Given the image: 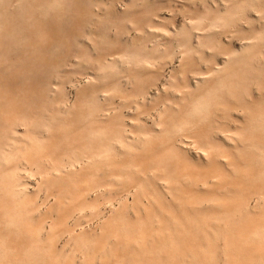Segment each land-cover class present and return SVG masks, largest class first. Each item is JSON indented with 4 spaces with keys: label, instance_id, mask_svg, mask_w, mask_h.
<instances>
[{
    "label": "bare ground",
    "instance_id": "1",
    "mask_svg": "<svg viewBox=\"0 0 264 264\" xmlns=\"http://www.w3.org/2000/svg\"><path fill=\"white\" fill-rule=\"evenodd\" d=\"M115 1L121 0H0V68L8 66L12 69L16 66L13 65L17 60L15 52L23 50L27 40L26 30L29 32L34 30L35 36L42 42L48 40L38 24L37 11L58 18L57 21L61 22L60 29L65 32L73 29L75 34L70 37L69 45L54 38L50 47L43 46L45 53L50 52L55 58V55L62 54L64 59L57 63L51 62L47 67L38 64L35 59L32 62L35 73L44 69L51 76L49 78L72 77L75 74L74 61L66 52L70 49L72 56L80 52L81 42L93 44L91 51L98 50L104 54V60L95 59L91 54L92 57L90 56L86 65L96 71H103L102 74L95 76L84 73L88 75L87 84L91 87L99 83L97 94L88 97L93 103V108L89 109L88 113L78 110L75 104L66 103L65 94L57 87H52L53 84L57 85L51 80L46 81L48 82L46 96L52 97L57 103L56 107L46 109L35 117L30 116L29 110H25L18 118L12 114L11 108L5 112L7 117L13 115L14 119H6L3 129H0V264H12V260L17 261L18 258L27 260H24L27 264H67V259L62 258L55 252L56 250L51 247L46 249L48 244L52 245L49 241L55 226L52 224L48 229L42 224L48 216V211H41L37 202L26 203L27 191L19 171L22 165L31 164L32 160L41 174V182L47 184L48 189L56 188L51 194L57 195L62 201L72 198L75 202L74 204L72 202V209L64 217L61 226L68 233L66 243L70 241L79 243L88 251L96 249L104 238L99 241L100 238L98 239L94 233L93 235L91 230L76 231L80 219L78 220L75 215L79 213L81 217L85 209H93L98 204L97 198L91 199L103 192L100 188L103 183L99 184L98 179L96 180V166L102 163L108 165L112 162L114 166L107 171L120 172L123 177L130 180V183L125 185H129L133 190H126L124 196L115 198L116 203L111 202L113 206L110 217L112 218L110 225L108 224L110 227H115L118 232L121 227L127 236H123L124 232L121 233L122 235L115 233L114 241L111 240L112 238L105 239L106 243L102 249L98 248L103 251L104 260L103 263L97 264H232L231 259L235 257L229 254L227 246L229 239L222 235L221 240L224 237V245L220 247L215 243L218 247L210 248L211 239L206 235H210L213 230L216 231L213 229L214 226L223 223L225 230H229L227 236L230 237V244H245L250 238L243 233L237 236L236 234L238 229H241V225L251 224L255 228L251 236L256 237V241L264 243V229L258 225L262 221L260 210H264L260 209L264 208V107L258 104L262 107L261 110L252 111V107L256 105V101H252L253 95L251 98L243 96L238 99L240 92L244 90L250 92L245 87L242 89L248 76L264 73V0H257L259 3H255L254 0H211L214 2L212 4L208 0H202L205 12L192 17L190 26L186 22L187 25L185 23L173 30L164 28L162 31H156L158 38H156V46L153 47H156L155 56L153 53L148 54L145 51L143 53L141 48H137L136 52L132 53L128 44L134 43L135 40L129 39V42H126L125 30L121 28L115 30L113 27H119L121 21L130 18L133 13L141 10L151 1H158L173 12L174 0H123L126 3L122 11L117 10ZM104 2H107L106 6H103ZM241 4L248 7L249 12L254 10L259 14L249 15ZM59 9H62L61 14ZM237 16L246 18L250 25L248 29L242 30L244 34L241 41L245 42L237 44L239 46L234 43L239 32L236 33L234 30L226 34L227 39L223 37L227 28L239 23ZM159 18L162 19L161 16ZM159 23H163V20ZM158 27L156 25V29ZM140 29L138 27V30ZM98 38H102L101 48L97 44ZM222 53L225 57L221 61L218 59ZM110 55H112L111 61L107 60V56ZM11 59L14 61L9 62ZM175 62H178V65L175 66ZM168 69L169 78H165L167 82L163 83V87L177 86L178 94H169V90L165 89L167 93L163 94L164 99L161 98L164 100L163 108L158 112L160 117L158 125L162 129L159 128L160 130L157 129L158 131L155 132L149 128L151 133L142 140V145L138 146L137 142L129 141L122 152L115 150L111 154L115 157L114 160L108 157L106 151L108 143L103 142V139L108 137L111 131L116 130L113 132L127 141L124 134L127 131L125 124L119 125L113 121L105 127L103 124V127L98 128L96 132L91 126L84 131L80 127V131L77 132L75 128H69L66 123L59 125L52 122V119L72 118L81 119L83 123L87 119H97L98 123H104L103 119L120 120L128 117L121 112L122 109L118 110L116 107L113 109L106 104L110 101L113 103L114 99L109 95H104L105 103H101L103 99L98 98V92H107V90L99 86L115 84L111 91H115L120 97H127L131 93L125 90L126 87L120 80L124 73L139 75L147 73V70L153 72L156 70V75L164 81L162 77H166L165 73ZM251 78L252 81H257L255 77L256 80ZM163 89L161 87V90ZM232 96L238 99L234 108H241L244 111L243 117L249 119L248 122L235 120L236 125L231 124L232 119H239L225 108L233 106L230 103ZM120 104L124 106L123 101ZM218 116L220 120L213 123L210 120L205 121ZM18 126L27 128V133L33 135L35 140L27 142L18 133ZM45 129L49 130V137L41 136L40 139L37 135ZM146 129L140 127L141 133H146ZM154 140L160 141L156 149H163V153L149 163L151 166L149 169L154 172L150 177L146 174V167L143 168L145 165L139 167L138 162L142 166L144 160H138L136 156L152 150ZM190 146L197 148L199 155L193 156L195 154L192 155L193 152H190V148L193 147ZM45 148H49L50 151L45 153ZM46 155L49 157L46 158ZM84 157L89 159L88 163L83 165L81 162L84 161ZM94 157V160H90ZM125 157L128 159L124 160ZM179 163L183 164L181 171L176 168ZM130 164L134 165L135 169L132 168L133 166L130 167ZM226 164L229 167H225ZM155 165L156 168L152 167ZM212 167L222 172L215 175L213 174L216 172L215 168L208 174L199 170ZM24 169L28 170V167ZM191 169L196 170V173H191ZM138 172L141 175H137ZM211 178L215 184L218 182L216 187L221 185L218 190H211L215 187L209 180ZM84 179L85 182L89 180L94 183L89 188H83L81 181ZM237 179L240 181L236 182ZM158 180L165 181L164 185L162 183L163 187L157 183ZM253 183H258V187ZM232 185L235 188L231 189ZM148 187L152 190L145 191L144 188ZM91 190L95 191L92 193ZM168 192H174L176 201L169 200ZM230 196L237 197V200L240 198L241 202L232 205ZM145 197L148 199L156 197V219L159 220L162 214L168 217L165 222L161 217L164 228L156 227L162 231L156 234L157 237L151 236L153 234L149 235V230L145 231L148 237L141 235L143 228H146L145 225L141 227L140 234H137L136 230L135 233L131 232L143 223L144 214L141 213L144 210L155 209L152 199L145 201ZM182 198L187 200L183 201ZM233 200L237 201L235 198ZM69 202L65 201L66 204H63L67 205ZM97 212L99 221L105 219L102 209L100 211L98 209ZM255 215H260V221L252 219L256 217ZM2 219L8 221L6 225L22 227L21 231L24 232L20 235H11L3 231ZM170 222L173 223L172 227L167 226ZM177 224L185 228L179 230ZM193 224L196 225L195 228H192ZM232 226L234 230L230 229ZM7 227L11 228V226ZM205 227L212 231L203 232L201 229ZM212 233L217 238L221 236L218 232ZM223 234L225 235L224 232ZM121 236L124 242H120ZM155 240L156 248L153 247ZM259 248L263 252V248ZM257 252L259 254L258 250L255 253ZM21 259L16 264L18 262L21 264L23 262Z\"/></svg>",
    "mask_w": 264,
    "mask_h": 264
},
{
    "label": "rangeland",
    "instance_id": "2",
    "mask_svg": "<svg viewBox=\"0 0 264 264\" xmlns=\"http://www.w3.org/2000/svg\"><path fill=\"white\" fill-rule=\"evenodd\" d=\"M186 1H188V2L186 3ZM208 1L210 4L214 3L213 1L211 2V0H208ZM197 2H199V3H197ZM254 2L259 3V2H257V0H254ZM106 3L107 2H104L103 6H106L105 5ZM125 3L126 2H124L123 0L115 1V5L117 4L116 7L118 8L117 10L122 11ZM188 5H190V6H188ZM172 6H173L172 9H173L174 13L172 11H169L165 6L160 4L158 1L157 2L151 1L150 3H146L141 10H138L135 13H133L130 18H127V19L121 21L120 22L121 24L119 27H117V28L113 27V29L120 30V28H121V29L125 30L126 37H127L126 42H129V39L135 40L134 43L128 44V46H130L132 53L136 52L137 48H141V49H143V51H142L143 53L145 51V53H148V54L153 53L155 56L156 55V47L155 48H153V47L156 46V38H158V37H156V31L157 32L162 31L164 28H168L170 30H173L174 28L179 27V26L185 24L186 22L188 23V26H190L191 25L190 22H192V19H191L192 17H196V16H198V14H202L203 12H205L203 9V1L202 0H176V1L174 0L172 2ZM241 6H243L245 8V10L248 11L249 15H251L252 13L254 15L259 14V13H256V11H254V10L252 12H249V8L246 7L245 5L241 4ZM61 11H62V9H59L60 14H61ZM55 13L58 14V12H55ZM159 16H161L162 19H160ZM36 17L39 19L38 24L41 26V29L44 30L46 36L48 37V40H45L46 42L45 41L42 42L39 40L38 37L35 36V34L33 33L34 30H32L31 32H29V30H26L28 34L26 33V35H25L27 40L24 44L23 50H18L15 52V57L17 58V60H15V58H14L15 61L13 59H11L9 61V62L14 61L15 63L13 65H16V66H14L12 69L9 68L8 66H3L2 68H0V125H1L0 129L1 130L3 129V123H5L6 119H14L13 115H9L7 117V114H5V112L8 111V109H10V108L12 110V114L16 115V118H18L21 116V114L25 110H29L30 116L35 117V116L41 114L44 110L57 106V103H55L53 101L51 96H46V87H47V83H48L46 81H48V80L53 81V83H55L57 85V86H55L53 84L52 87H57L58 90L63 91V93L65 94V96L67 98L66 103H68L69 105L75 104V106L78 110H81L82 112L84 111L87 113L89 112V109L93 108V103L90 102V99L88 97H90L94 94H97L96 92H97V87H98L99 83L96 84L95 86L91 87L90 84H87V76L88 75L87 74L84 75V73H89L90 76H95L96 74L97 75L102 74L103 71H101V70L96 71L93 69V67L86 66V65H87V62L89 61V58L92 57L91 54H93V57L95 59H97V58L103 59L104 54L102 53V51H98V50L97 51H91L93 44L81 42L80 44H81L82 48H81L80 52L73 54V56L71 55L70 49L66 52V54H68V56H70L74 61L73 64L75 67V70H74L75 74L72 77L68 78V77H64V76H59L58 78H55L53 76L52 78H49L51 76H49L48 73H46L44 69L42 70V72H36L35 73L34 69H32L33 68L32 62H34L35 59L37 60L38 64H41V65L43 64L44 67H47V65H49L51 62L57 63V62H61L64 59V55H62V54L55 55L56 56V58H55V57H52L53 56L52 53H50V52L45 53L43 46H44V48L50 47L51 41L54 38L55 39L58 38L59 40H61L66 45H69L70 37L72 36V34H75V31L73 29H68L66 31L67 33L64 30L60 29L59 25L61 22L57 21L58 18L50 15L49 13H43L41 11H37ZM237 17H238L239 23L234 24L233 26L227 28L225 35L223 37L225 39H227L226 34H230L235 30L236 33L239 32V34H238V38H236V40H234V43H235V45H237V44L240 45L241 43L245 42V41H241V38L244 34L242 32V30L248 29L250 27V25L247 23V19L244 18L243 16H237ZM160 20H163V23H159ZM187 23H186V25H187ZM220 24L221 23H219V25ZM156 25L159 26L158 29H156ZM138 27H140L141 29L138 30ZM96 30H97V28H96ZM144 36H145V38H144ZM80 39H81V37H80ZM97 40H98L97 44L101 48L102 38H98ZM239 45H237V46H239ZM223 57H225L224 53H222L219 56L218 60L222 61ZM111 59H112V55L107 56V60L111 61ZM82 65H85V66L83 68H80V66H82ZM176 65H178V62H175V66ZM147 71H148L147 73H143V74H139V75H136V74L131 73V72L130 73H124L122 75L120 80H122L124 86L126 87L125 90L127 92L131 93L130 95H127V97H120L115 93V91H111L112 90L111 88H114L115 84H112V85H111V83L110 84H101L99 86L100 88H103V90H107V92H104V91L98 92V98L103 99L101 101V103H103V104L105 103V99H104L105 96L104 95H109V97L111 99H114V100H112L113 103L110 101L109 103H106V104L109 107H112L113 109L115 107L118 110L122 109L121 112L124 114H127L128 117H124L123 119H120V120L119 119L116 120L113 118L103 119L104 123H101V122L98 123L97 121H99V120H97V119H92V120L87 119L86 122L83 123L81 121V119H72V118H70V119H68V118H66V119H55V120L52 119V122L59 124V125L66 123L69 125V128H73V129L75 128L77 130V132L80 131L81 128L84 131V130L88 129L89 126H91L92 129H94V131L96 132V130L98 128L103 127L102 126L103 124L105 127L108 125V123H111L113 121H115L119 125L121 123L125 124L126 125L125 128L127 127L126 128L127 131L124 134L127 138V141L125 138L122 139L120 136H118V134L116 135L114 133L116 130H113L114 132L111 131V134H109V136H108L109 138L104 137V139H103V142L105 141L106 143H108L106 151H107L108 157L112 160H114L115 157H113L111 154L114 153L115 150L122 152L124 150V148L127 146V144L129 143V141L137 142L138 146L142 145V140L147 137L148 133H151L150 129H153L155 132L157 129L160 130L159 128L162 129V127L158 125V123L160 121L159 120L160 117H159L158 112L163 108L164 100H162L161 98H163V94L167 93V92H165L166 91L165 89L169 90L168 91L169 94H173V95L178 94V91L176 90L177 86H172L170 88H169V86H168V88H167V86L163 87V83H165V81L167 82L166 79L169 78V72H168V71H170L169 69L165 73L166 77H162L163 80L166 78L164 81L160 80L159 75H156V70L154 72L151 70H147ZM251 77H253V79L256 78L257 81L256 82L252 81ZM127 81H129V82H127ZM161 87L164 89L161 90ZM244 87L247 88L250 92L248 93L245 90L240 92L238 99L242 98L243 96L245 98H249V97L251 98L252 97L251 95H253L252 101H254V102L256 101V105L252 107V111L261 110L262 107L258 106V104H261L264 107V73L260 72L254 76L249 75L248 79L245 82V84L243 85L242 89ZM161 91H162V93H161ZM132 93H134V94H132ZM143 97H146V98H143ZM231 98L232 99L230 100V103L233 106H231V108L228 106L225 108L228 109V111L230 113H232L236 118H239V119H232L234 121L231 120L230 121L231 124L236 125L235 120H241V121H244V123L248 122L249 119H244L245 117H243L244 111L241 108H234V104L237 102L238 99L234 98V96H232ZM262 100H263V102H262ZM122 101L124 103V106H121V104H120V103H122ZM9 104H10V106H9ZM125 104H126V106H125ZM138 106H139V108H137ZM52 113H55V112H52ZM157 116H158V118H157ZM219 117L220 116L216 117L217 119L216 118L215 119H206L205 121L210 120L213 123L216 120H220ZM38 120L43 121L44 119H38ZM206 125H207V123L205 124V126ZM140 127H146L147 128L146 133H141ZM17 128H18V133L20 134V136L24 137L27 142L30 143L31 141L35 140L33 135H31L30 133H27V128H25L24 126H18ZM233 128L235 129V131L237 130L235 128V126ZM30 132L32 133L31 130H30ZM49 133H50L49 130L45 129V130L40 131L39 135H37V136H39L41 139V136L49 137ZM125 142H127V143H125ZM152 143L154 145L153 147H151L152 150H150L149 152L147 151L146 153L141 154V155L139 153L138 156H136V158L138 160H141V159L144 160L145 163H142V166H141V163L138 162L139 167H143L145 165L143 168L146 167L145 168V169H147L146 174L149 175L150 177L152 175H154V172L151 169H149V167H151V166H149V163L151 161H155L156 157H160L163 153L162 152L163 149H156V147L160 143L159 140H154ZM190 147H193V148H190V150H191L190 152L191 153L193 152L192 155L195 154L193 156H196L198 149L195 148L194 146H190ZM44 151H45V153H47L50 151V149L45 148ZM197 155H199V154H197ZM46 156H47L46 158L49 157L48 155H46ZM88 159L89 158L84 157V161H82L81 163H83V165L85 163H88ZM94 159H95V157L93 159H90V160H94ZM127 159H128V157L124 158V160H127ZM222 159H225V158H222ZM30 162L32 165L31 164H27V165L24 164V165H22V167L20 168V171H19L21 179L24 182L25 188L27 191L26 203L35 204L37 202V205H39V208L41 211H44V212L48 211V213H47L48 216L42 222V224L46 228L49 229L52 224H55V226H53L52 233H51V236H52L51 241H49L52 245L48 244V246H46V249L51 247L54 251L56 250L55 252H57L59 255H61L62 258L67 259V261H66L67 264H82L83 262L86 264H97L98 262L103 263V260H104L103 251L100 249H102L103 245L106 243L105 239H107V238L111 239L112 238L111 240L114 241L115 240V236H114L115 233H118V235L119 234L122 235L124 232L123 236L127 234L125 232V230H123L121 227L119 228V232H118V230L114 229L115 227H110L109 222L112 218V217H110V215L112 214V212L110 211V210H112L111 206H113V204H111V202H115V200H116L115 198H118L120 195L124 196L126 194V190H133V188H130L129 185H125V184L130 183V180L128 178L123 177L122 173H120V172H111L110 173L109 171H107V169L110 170V168H112L114 166L112 162L108 165L102 163V164H99L98 166H96L97 167V171L95 173V175L97 176L96 180L98 179L97 183H99V184L103 183V186L100 187L103 189L102 190L103 192L99 196H98V194L97 195L95 194L97 197L94 196L95 198L93 197L91 199L97 198L96 200H97L98 204H96V207L93 209H91V208L85 209L83 212V215L80 213L81 217H80L79 213H77L75 215L76 218H78V220L80 219V222L78 224L79 226L77 225L76 231L80 232V231H82V229H87L86 232L87 231L89 232L91 230L92 234L94 233L97 235L96 237L98 239L100 238L99 241L104 238L103 241L101 240V242L98 244L96 249L88 251V249L82 248L79 243L76 244V242H72V241H70L69 243H66V241L68 240V233H66L65 228H63V226H61V224H62L61 222H63L64 217L66 216L68 211L70 209H72V206H71L72 202H73V204L75 202L72 201L73 200L72 198L63 199V201H62V199L60 200V198H58L57 195L51 194V192L53 193V191L56 190V188L49 187L50 189H48V187H47L48 185L43 184V182H41V174L36 169L37 166L33 163V160ZM78 165L81 166L80 164H78ZM25 167H28V170L24 169ZM130 167L135 169V166L132 164H130ZM152 167L156 168V165L152 166ZM225 167H229V165L226 164ZM31 168H33V171H31ZM176 168H178V170L181 171V169L183 168V164L179 163L178 167H176ZM213 169L216 170V172H213V174L215 173V175H218V174H220V172H222V171H218V169H216V167H212V168H208V169H204V170H203V168H201L199 170H201V173L208 174V172L210 170L214 171ZM191 170H192L191 173H193V174L196 173L195 172L196 170H194V169H191ZM199 170H197V171H199ZM217 172H219V173H217ZM136 174L141 175L140 172H138ZM198 174H200V173H198ZM209 180L211 181V183H214V182H212V180H213L212 178ZM239 181H240L239 179L236 180V182H239ZM155 182H152V183H155ZM232 182H233V180H232ZM92 183H94V182L93 181L90 182L89 180H87V182H85V179L83 181H81V185L83 188H89V186ZM157 183H159V185H161L163 187L165 181H162V180L159 181L158 180ZM162 183H163V185H162ZM216 184H218V182H216ZM216 184L214 183L215 187H216ZM253 185L255 187H258L259 184L253 183ZM217 187L215 189L212 188L211 190H218L221 187V185H218ZM233 187L235 188V186L232 185L231 189ZM91 189H92V187H91ZM144 189H145V191H146V189H147V191H149L148 189H150V187L144 188ZM150 190H152V189H150ZM222 190L226 191L225 189H221V191ZM94 191L95 190H91L92 193ZM173 193L168 192L167 195L169 196V194H170V196H171V197L169 196V200L176 201ZM234 198L237 200V197H233V196L229 197V199L232 200L231 201L232 205H237L236 202H238V203L241 202L240 198H238L237 201L233 200ZM144 199H145V201L152 199L151 201H153V203L155 204V209L154 210L147 209L144 211L142 210L143 212L141 214L142 215L144 214V216L142 217L144 219V221L142 224H140V226H138V228L131 230V232H134L136 230V231H138L137 234L138 233L140 234L142 232L141 235H143L144 237H148L151 234H153L151 236L157 237L156 234L158 235V233L162 232V231H159L158 229L164 228L163 224L161 222L167 221L168 217L166 215L162 214V216L159 217V220L156 219V214H155L156 213L155 212V210H156V203H155L156 197L155 198L152 197L149 199L147 197H145ZM129 200L130 201L132 200L130 196H129ZM182 200L185 201L187 199L182 198ZM65 201L69 202L70 204L67 203V205H64V204H66V203H64ZM252 202L254 203V200H252ZM60 203H61V205H60ZM234 203H236V204H234ZM62 205H63V207H61ZM59 208H60V210H59ZM98 209H99V211L102 209L103 213L105 214V219L103 218V220H101V221H99L98 217H97L98 216V212H97ZM103 209H105V210H103ZM106 209H107V211H106ZM260 209H264V208L261 207ZM257 210H259V209H257ZM263 211L264 210H260V213L262 212L261 218H260V215L259 216L255 215L257 218L256 217L252 218L256 221L257 220L260 221V219L262 220V221H260V223H258V225L262 229H264V213H263ZM150 215H152V216H150ZM153 216H154V218H153ZM148 217L151 220L150 219L148 220ZM161 217L163 218V221L160 220ZM157 220H158V222H157ZM3 221H5V220H3ZM3 221L1 222L3 231H6V232L10 233L11 235H20V233L24 232V231H21V230H23L22 227L19 228L18 226L16 227V226H13L11 224L9 225L8 223H7L8 225H6V222H8V221H5L4 223H3ZM101 222H103V223H101ZM81 223H83V224H81ZM172 224L173 223L170 222V224H168L167 226L169 227ZM143 225H145L146 228ZM194 225L195 224L192 225V228H195L196 225L195 226ZM258 225H256V227H258ZM7 226H11V228H9ZM147 226H148V228H147ZM241 226L242 227H241V229H238L236 236L239 233H243V235H246V237H249L251 239L250 240L248 238L249 239L248 240L249 243L247 242L248 244L247 243H245V244H243V243L242 244H239V243L238 244H234V243L230 244V241H229L230 237L227 236V232H229V230L228 231L225 230L223 223H221V224L219 223L218 226H214L213 229H216V231H214V230L212 231V229H207L206 227H205V229L202 228L201 230L203 232H207L206 230H210L214 233L218 232L221 235L219 238H217V236H214V234L209 231L211 234L210 235L208 234L206 236H207V238L211 239V241L209 242L210 248L218 247L217 245L222 247L224 245L223 238L225 236L227 237V239H229L228 244H227L228 251H229V254L231 257H235V258L231 259L232 264H264V243L262 241L261 242H259L258 240L256 241L255 240L256 237L251 236L252 232L254 231L253 229H255L254 225L243 224ZM92 227H93V229H91ZM141 227L144 230H142L140 232V230L142 229ZM156 227H158V229ZM159 227H161V228H159ZM176 227L179 230H182L183 228H185V226H182V225L178 226V224ZM221 227H222V230L224 229L223 231L221 230ZM17 228H19V229H17ZM230 229L234 230V226H232ZM146 230H149L151 233L147 231L149 233V235H148V233L145 232ZM223 232L225 233V235L223 234ZM111 233H113V235H110ZM99 235H102V237H100ZM222 235L224 237L221 240ZM123 236H121L122 239L120 237V239H121L120 242H124ZM215 238L220 239V241L218 242V240ZM254 241H255V243H254ZM215 243H217V245ZM121 244L119 243V245H121ZM19 245L20 244L18 243V246ZM99 247H101V248L98 249ZM153 247L156 248V240L153 242ZM259 247L263 248V252H262V249L259 250L260 249ZM256 250H258L259 254L261 253V255H259L258 252L255 253ZM251 253H252V255H251ZM253 254H255L257 256L255 257V255H253ZM242 256L244 257L243 259L240 258ZM251 257H253V259H251ZM254 258H256V260ZM18 259H17V261L20 262L21 258H18ZM13 260L11 263L16 264V262H17L16 259L14 261ZM24 260L25 259H21V261H23V262H24ZM25 261H27V260H25ZM19 262H18V264H19ZM23 262H21V264H23ZM24 264H27V263L24 262Z\"/></svg>",
    "mask_w": 264,
    "mask_h": 264
}]
</instances>
